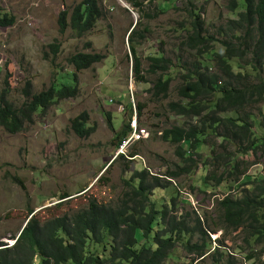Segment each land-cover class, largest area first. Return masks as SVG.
I'll use <instances>...</instances> for the list:
<instances>
[{
  "label": "rangeland",
  "instance_id": "374dc122",
  "mask_svg": "<svg viewBox=\"0 0 264 264\" xmlns=\"http://www.w3.org/2000/svg\"><path fill=\"white\" fill-rule=\"evenodd\" d=\"M81 1L0 0V13L14 20L12 26L0 27V93L5 88L7 71L9 101L17 108L25 102L28 83L31 93L38 94L55 81L58 85H74L72 73L76 72L79 88L76 98L57 102L22 133L11 135L0 127V242L9 246L14 244L31 210L44 222L72 216L93 200L116 207L125 192L124 179L132 172L149 170L164 179L167 172L181 166L177 146L164 143L163 133L174 128L201 127L198 118L180 117L170 106L182 102L177 90L193 62L202 60L204 66L213 67V53L199 58L183 47L193 24L191 12L201 17L206 34L218 41L214 53L222 54L221 42L228 40L222 29L245 11L242 0H235L239 6L236 12L230 11L234 0H156L153 4L139 0L144 2L141 9L126 0H99L103 16L90 33L81 38L71 29L59 33L58 14ZM148 14L155 18H146ZM134 28L138 32L134 42L136 55L129 41ZM52 44L59 45L55 56ZM77 53L101 54L104 58L77 72L68 62ZM161 56L173 66L163 76V80H172L165 99H159L153 90L161 72H154L151 58ZM136 60L140 63L139 72ZM239 64L232 62L236 73L240 72ZM82 112L89 114L88 126L95 127L89 138H80L71 130V120ZM260 112L264 113V103L252 110L256 117L254 134L259 140L264 138V130L258 125L262 121ZM126 123L133 130L149 133V138L121 150L116 140ZM203 140L202 163L194 175L157 191L154 199L163 204L172 198L187 200L191 207H181L182 213L197 212L217 228L221 226L217 201L226 196L239 198L245 189L234 192L238 186L231 182L216 187L213 178L221 176L223 169L214 167L213 158L223 151L218 150L213 156L216 138L209 135ZM229 152L239 161L254 164L247 178L241 179L242 184L252 176L264 177V161L260 157L253 152L241 155L243 150L236 146H231ZM132 153L136 157L129 162ZM203 163L211 165L205 167ZM207 177L211 179L206 181ZM64 196L69 198L63 200ZM221 235L218 232L213 239ZM224 237L225 247L216 258L208 254L198 259L179 247L166 264H218V259L221 264H264V247L249 248L243 235L233 231ZM93 250L105 251L102 246ZM248 256L253 260L247 261Z\"/></svg>",
  "mask_w": 264,
  "mask_h": 264
},
{
  "label": "trees",
  "instance_id": "16d2710c",
  "mask_svg": "<svg viewBox=\"0 0 264 264\" xmlns=\"http://www.w3.org/2000/svg\"><path fill=\"white\" fill-rule=\"evenodd\" d=\"M126 1L141 9L144 2L153 4L156 0ZM242 2L245 11L238 14V20L229 21L222 29L228 39L221 42L222 54L214 53L218 41L206 34L201 17L191 12L193 24L183 47L199 58L213 53V67L204 66L202 60L193 62L177 90L182 102L170 106L171 111L180 117L198 118L201 127L174 128L163 133L161 140L164 143L177 146L176 156L181 166L167 172L164 179L149 170L132 172L128 179H124L125 192L116 207L93 200L86 209L72 216L55 217L44 222L31 210L27 225L15 237V243L9 246L0 242V264H33L35 259L36 264H166L179 247L198 259L206 258L208 254L216 258L225 247L224 235L229 231L242 234L244 243L251 249L264 247V177L252 176L242 184L241 179L247 178L254 164L239 161L229 152L231 146H236L243 150L241 155L253 152L264 161V138L259 140L254 134L256 117L252 113L264 103V0ZM238 9L237 1H232L230 11ZM102 16L99 0H82L58 14V31L64 34L71 29L77 38L84 37ZM146 18L155 17L148 14ZM13 23L12 17L0 13L1 28H8ZM137 33L134 28L129 35L134 55ZM51 48L53 55H57L59 45L52 44ZM103 58L101 54L77 53L68 62L80 72ZM151 61L154 72H161L153 90L159 99L161 96L165 99L172 80H163V76L173 68L172 63L162 56L153 57ZM234 61L240 62L238 73L232 65ZM136 69L140 71L138 60ZM72 76L74 85H58L55 81L38 94L31 93L28 83L25 102L17 108L9 101L10 75L7 71L5 88L0 93V127L11 135L22 133L36 123L38 115L57 102L76 98L79 94L76 72ZM259 115L262 121L258 125L264 130V113ZM88 122L89 114L82 112L71 120V130L80 138H89L95 127H89ZM131 131L126 123L118 133V147ZM209 135L216 138L212 145L213 156L218 150L223 151L213 158L214 167L223 169L221 176L213 178L216 187L231 182L238 186L234 192L245 189L239 198L226 196L217 201L221 223L217 228L197 212L182 213L181 207H191L187 200L172 198L168 204H163L154 199L157 191L173 187V183L184 176L194 175L202 163L200 149L205 143L203 139ZM134 157L136 153L130 155L129 162ZM121 158L125 159L123 155ZM210 165L203 163L205 167ZM209 179L211 177L206 181ZM177 195L180 196L179 190ZM67 198L69 196L62 197L63 200ZM218 232L222 235L214 240L213 236ZM96 246H102L105 251L95 252L93 247ZM246 260L252 261L253 257L248 256ZM217 263L221 264V260L218 259Z\"/></svg>",
  "mask_w": 264,
  "mask_h": 264
},
{
  "label": "built area",
  "instance_id": "2783aa9c",
  "mask_svg": "<svg viewBox=\"0 0 264 264\" xmlns=\"http://www.w3.org/2000/svg\"><path fill=\"white\" fill-rule=\"evenodd\" d=\"M148 138H149V133L145 132L144 130L139 131L136 128L133 130V128H132L131 133L122 140L119 147L121 150H124L126 148L132 147L133 145H135L139 142L147 140ZM33 264H36V259H35V262Z\"/></svg>",
  "mask_w": 264,
  "mask_h": 264
},
{
  "label": "water",
  "instance_id": "95a60500",
  "mask_svg": "<svg viewBox=\"0 0 264 264\" xmlns=\"http://www.w3.org/2000/svg\"><path fill=\"white\" fill-rule=\"evenodd\" d=\"M33 215H34V214H33ZM33 215H32V216H33ZM32 216H31V217H32ZM31 217H30V218H31ZM26 225H27V222H26V224L24 225V228L26 227ZM24 228H23V229H24ZM23 229H22V231H23ZM22 231H21V232H22Z\"/></svg>",
  "mask_w": 264,
  "mask_h": 264
},
{
  "label": "clouds",
  "instance_id": "9594fccd",
  "mask_svg": "<svg viewBox=\"0 0 264 264\" xmlns=\"http://www.w3.org/2000/svg\"><path fill=\"white\" fill-rule=\"evenodd\" d=\"M131 128H132V127H131ZM14 243H15V242H14ZM12 245H13V244H12ZM12 245H11V246H12Z\"/></svg>",
  "mask_w": 264,
  "mask_h": 264
},
{
  "label": "bare ground",
  "instance_id": "6f19581e",
  "mask_svg": "<svg viewBox=\"0 0 264 264\" xmlns=\"http://www.w3.org/2000/svg\"><path fill=\"white\" fill-rule=\"evenodd\" d=\"M30 220V219H29Z\"/></svg>",
  "mask_w": 264,
  "mask_h": 264
}]
</instances>
